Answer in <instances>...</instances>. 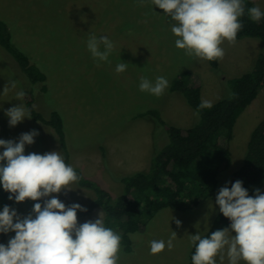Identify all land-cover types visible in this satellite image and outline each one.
Listing matches in <instances>:
<instances>
[{
  "label": "rangeland",
  "instance_id": "rangeland-1",
  "mask_svg": "<svg viewBox=\"0 0 264 264\" xmlns=\"http://www.w3.org/2000/svg\"><path fill=\"white\" fill-rule=\"evenodd\" d=\"M254 1L264 10V0ZM0 20L8 24L12 42L47 74V90L38 87L34 91L35 107L46 117L53 111L62 115L68 151L63 150L50 126L33 118L9 126L5 111L19 103L27 108L25 98L18 101L16 97V92L25 88V81L15 60L1 46L0 139L18 140L22 133L36 129L40 134L33 145L26 146V154L60 151L68 165L81 169L114 196L123 191L115 173L147 171L155 142L158 141L159 147L167 138L162 128H155L152 120L136 117L137 114L158 109L169 124L184 127L195 124L199 118L180 92L171 91L173 82L183 76L194 80L198 74L203 81V100L212 103L228 97L232 94L231 78L250 70L262 48L261 41L255 38L237 39L234 44L225 40L221 44L225 55L217 59L219 65L214 69L210 61L188 56L175 46L178 37L171 32L170 17L151 0L143 4L136 0H0ZM90 35H106L114 42L108 62L98 63L92 58L87 49ZM123 62L127 63L126 71L117 73V64ZM158 76L169 80V87L161 97L139 90L141 77L154 81ZM9 81H15L17 87H9L3 94ZM262 95L236 123L231 141L234 159L218 176L213 195L189 209L159 210L148 220L145 231L131 234V250L121 244L118 264L190 263L193 244L189 235L198 232L204 235L220 212L214 204L215 197L243 164L250 138L248 126L252 124L248 123H257L258 116L264 113V92ZM71 187L70 192L52 195L66 206L73 203L85 206L96 197L93 190L78 182ZM260 190L264 192V183ZM37 202L43 204L44 200L15 202L11 207L26 216ZM3 206L0 199V210ZM102 211L96 208L78 224L97 219ZM104 215L103 211V218ZM173 231L177 234L174 247L151 254L150 242H167ZM14 235L0 234V243L7 245ZM224 257L223 264H229L226 251ZM216 259L220 264L219 255Z\"/></svg>",
  "mask_w": 264,
  "mask_h": 264
},
{
  "label": "clouds",
  "instance_id": "clouds-1",
  "mask_svg": "<svg viewBox=\"0 0 264 264\" xmlns=\"http://www.w3.org/2000/svg\"><path fill=\"white\" fill-rule=\"evenodd\" d=\"M143 4L145 0H136ZM170 17L171 32L178 37L175 46L185 50L188 56L200 60L215 61L225 55L221 44L226 40L235 43L243 28L241 18L256 23L264 20V10L259 6L245 7V0H151ZM114 42L106 35H90L87 49L92 58L108 62L114 50ZM127 63H119L116 72L126 71ZM15 89L17 83L9 81L4 92ZM169 87V80L158 76L153 81L141 77L139 90L161 97ZM2 94V95H3ZM25 92H16L22 101ZM212 104L201 100L194 113L198 119L204 109ZM10 127H15L26 118L31 119V110L23 103L5 111ZM36 129L22 133L18 140L0 139V187L9 193L8 199L16 203L27 200L40 201L33 204L32 211L24 216L10 205L0 210V234L15 233L7 245L0 243V264H118L122 237L106 227L103 211L95 220L78 224L77 212H86L79 203L66 206L58 196L62 191L73 190L71 184L80 177L76 170L66 164L60 151L43 154L30 152L26 146L33 145L39 136ZM50 197V198H49ZM47 198V199H45ZM215 205L228 218L229 227L201 236L198 232L189 235L195 246L192 264H220L226 251L229 264H264V192L255 189L250 196L241 180L227 182L215 197ZM180 224V221H176ZM235 233V235H233ZM177 234L170 238L152 240L150 252L155 255L167 247H174Z\"/></svg>",
  "mask_w": 264,
  "mask_h": 264
},
{
  "label": "trees",
  "instance_id": "trees-1",
  "mask_svg": "<svg viewBox=\"0 0 264 264\" xmlns=\"http://www.w3.org/2000/svg\"><path fill=\"white\" fill-rule=\"evenodd\" d=\"M253 6H257L254 0H245L246 9ZM241 21L243 28L237 39L255 38L262 43L250 70L231 78L232 94L212 102V107L202 110L198 121L191 126L169 124L158 109L138 113L136 117L152 120L155 128H162L167 138H164L159 147L158 141L153 138L156 141L155 151L147 171L115 173V178L123 184L121 194L114 196L100 182L73 167L80 177L78 184L93 190L96 195L83 206L87 209L86 212H77L78 223L91 216L96 208H101L105 213V226L119 233L122 237L121 244L126 250H131V234L145 231L148 220L159 210L168 207L189 209L213 195L219 183L218 176L233 162L231 141L234 139L236 123L264 87V20L253 22L246 13ZM0 46L15 60L23 75L24 98L27 108L31 110V117L50 126L59 138L63 150L68 151L62 115L53 111L46 117L35 107L34 91L38 87L42 91L47 90V74L12 42L11 30L4 20H0ZM210 63L214 69L218 68L217 60ZM202 82L198 74L194 80L183 76L176 79L170 89L172 92H180L196 111L203 99ZM246 143L243 164L231 174L228 182L243 181L249 195L254 196L255 189H261L264 183V118L253 128ZM8 196L9 193L0 187V199L4 206L15 203ZM230 223L219 212L202 237L229 227ZM194 252L193 245L189 264H192Z\"/></svg>",
  "mask_w": 264,
  "mask_h": 264
},
{
  "label": "crops",
  "instance_id": "crops-1",
  "mask_svg": "<svg viewBox=\"0 0 264 264\" xmlns=\"http://www.w3.org/2000/svg\"><path fill=\"white\" fill-rule=\"evenodd\" d=\"M263 92H264V87L260 90V93H259V95H258V97L253 101V103L251 104V106L252 105H255L256 104V102H258V100H259V98H261L263 95ZM261 96V97H260ZM245 113V112H244ZM244 113H243V115H244ZM264 118V113L263 114H260L259 116H258V119H257V121L259 122L261 119H263ZM255 122H256V120H255ZM257 122V123H258ZM250 123H252L251 125H250V127L248 126V129H249V131H248V129H247V131H248V134H249V137H250V134H251V132H252V130H253V128L257 125V123H254V122H249L248 123V125L250 124ZM255 124V126H253ZM236 127V126H235ZM234 140V139H233ZM246 145H247V143H246ZM231 148H232V146H231ZM232 152H233V150H232ZM233 159H234V155H233Z\"/></svg>",
  "mask_w": 264,
  "mask_h": 264
}]
</instances>
